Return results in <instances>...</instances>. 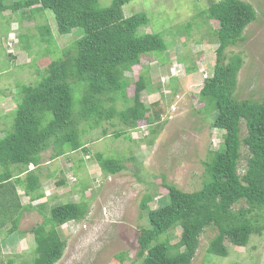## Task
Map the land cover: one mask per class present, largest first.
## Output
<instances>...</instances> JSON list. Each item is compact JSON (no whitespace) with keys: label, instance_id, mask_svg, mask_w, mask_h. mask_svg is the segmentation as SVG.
Returning <instances> with one entry per match:
<instances>
[{"label":"rangeland","instance_id":"rangeland-1","mask_svg":"<svg viewBox=\"0 0 264 264\" xmlns=\"http://www.w3.org/2000/svg\"><path fill=\"white\" fill-rule=\"evenodd\" d=\"M15 1L3 3L9 8ZM112 1L99 3L107 7ZM211 1L220 0H131L123 6L125 17L145 13L148 24L140 32L158 34L167 44L162 54L141 56L140 64L124 74L128 100L119 95L114 103L117 112L128 106L135 82L144 76L146 89L140 100L148 107V121H138L134 129H126L117 116L96 124L93 118L80 121L83 149L55 158L51 149L42 152L35 174L36 192L43 197L31 202L23 188L17 187V197L24 208L18 210L19 219L12 233L11 221L0 215V264H36L32 230L45 220L51 207L70 202L84 203L87 213L83 219L57 228L65 247L55 264H140L135 256L137 237L140 229L147 226L145 212L139 209L141 199L149 196L148 206L154 209L166 200L163 183L184 192L201 188L206 180L204 163L218 149L223 134L211 127L213 113L206 112L198 100L203 80L212 75L217 48L218 25L202 14ZM243 1L253 6L256 20L225 55L240 53L243 59L235 97L260 101L264 99V0ZM41 25L51 29V46L39 40L36 27ZM79 37L77 29L59 35L48 10L9 8L0 14V138L12 130L19 100L17 86H35L62 50L73 52ZM76 88L73 101L77 105L80 88ZM245 135L241 122L240 137ZM240 153L238 174L242 175L248 155L244 145ZM97 155L120 160L124 169L114 175L102 172ZM20 169L23 170L11 167L12 174H18ZM29 169L33 170V166ZM0 196L17 204L8 183L2 185ZM40 204L44 207L39 208ZM240 206L244 203L233 209ZM216 234L214 227L203 231L191 264H264V231L252 235L244 248L225 241V257L206 253L208 242ZM179 236L180 228L176 227L161 235L159 241L167 240L173 245Z\"/></svg>","mask_w":264,"mask_h":264},{"label":"trees","instance_id":"trees-1","mask_svg":"<svg viewBox=\"0 0 264 264\" xmlns=\"http://www.w3.org/2000/svg\"><path fill=\"white\" fill-rule=\"evenodd\" d=\"M129 1L113 0L107 7H102L99 0H17L10 5L13 11H50L59 35L80 31L73 52L62 50L35 86H17L19 100L13 112L12 130L0 138V189L3 184H10L17 203L0 196V215L11 221L10 233L16 229L18 210L24 208L17 197V187L23 188L31 202L43 197L36 192L35 174L41 153L51 149L55 158L83 149L80 121L93 118L96 124L117 116L126 129L136 128L140 120L148 121V107L140 100L146 89L144 76L135 82L130 104L119 112L114 108L117 96L128 100L124 74L140 64L141 56L162 54L167 49L160 35L140 32L148 24L145 13L124 16L122 8ZM9 8L0 0V14ZM202 14L216 21L218 27L212 75L203 80L198 100L206 112L213 113L211 127L222 131V142L204 163L206 180L200 189L184 192L163 183L167 196L162 205L151 209L150 197L141 199L139 209L145 212L147 226L140 229L137 237L135 256L140 264H191L200 236L208 227L216 228L217 234L208 242L206 253L218 257L228 253L225 241L244 248L252 235L264 231V99L235 97L243 59L240 53L225 55L228 47L243 39L245 28L256 20V12L243 0H220L211 1ZM36 29L40 41L47 46L54 43L48 25ZM76 86L80 88L77 105L73 101L74 93H78ZM241 122L246 129L243 138ZM242 145L248 155L240 175ZM96 162L106 174L114 175L124 169L118 159L97 155ZM31 165L33 170H28ZM13 166L23 170L13 175ZM63 183L64 180L58 185ZM241 202L244 206L234 210L233 206ZM43 207L44 204L39 205ZM86 213L82 202L49 209L45 220L32 230L36 264H55L61 258L65 242L57 228L83 219ZM176 227L180 228V236L175 244L159 241L161 235Z\"/></svg>","mask_w":264,"mask_h":264},{"label":"water","instance_id":"water-1","mask_svg":"<svg viewBox=\"0 0 264 264\" xmlns=\"http://www.w3.org/2000/svg\"><path fill=\"white\" fill-rule=\"evenodd\" d=\"M32 166V165H31Z\"/></svg>","mask_w":264,"mask_h":264}]
</instances>
